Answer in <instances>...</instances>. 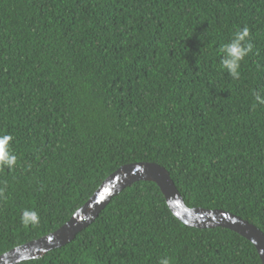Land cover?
Here are the masks:
<instances>
[{"label":"trees","instance_id":"obj_1","mask_svg":"<svg viewBox=\"0 0 264 264\" xmlns=\"http://www.w3.org/2000/svg\"><path fill=\"white\" fill-rule=\"evenodd\" d=\"M247 27L233 77L224 45ZM264 0H0V255L60 228L124 164L264 232ZM261 264L159 186L124 188L71 242L17 264Z\"/></svg>","mask_w":264,"mask_h":264},{"label":"water","instance_id":"obj_2","mask_svg":"<svg viewBox=\"0 0 264 264\" xmlns=\"http://www.w3.org/2000/svg\"><path fill=\"white\" fill-rule=\"evenodd\" d=\"M137 181L156 183L168 207L182 223L200 229L224 227L245 237L256 247L261 264H264V232L262 230L224 209L188 206L170 172L162 165L148 161L132 162L119 167L101 183L92 196L60 228L3 253L0 255V264H17L39 258L71 242L80 231L97 218L113 197Z\"/></svg>","mask_w":264,"mask_h":264},{"label":"clouds","instance_id":"obj_3","mask_svg":"<svg viewBox=\"0 0 264 264\" xmlns=\"http://www.w3.org/2000/svg\"><path fill=\"white\" fill-rule=\"evenodd\" d=\"M248 35L249 29L245 27L244 29L237 31L232 42L224 45L222 48L225 58L221 61V63L223 67L226 68L235 78L239 77L238 69L240 67V61L243 60L252 48L251 44H247L245 46L242 43L246 40ZM257 100L264 103V100H261L259 96H257ZM9 139L10 137L0 138V163H5L10 166L15 163V156H10L6 151V145ZM162 264H168V261L165 260Z\"/></svg>","mask_w":264,"mask_h":264}]
</instances>
